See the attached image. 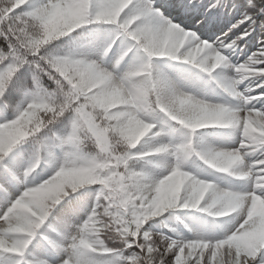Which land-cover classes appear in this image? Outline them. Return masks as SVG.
<instances>
[{
  "label": "clouds",
  "instance_id": "clouds-1",
  "mask_svg": "<svg viewBox=\"0 0 264 264\" xmlns=\"http://www.w3.org/2000/svg\"><path fill=\"white\" fill-rule=\"evenodd\" d=\"M3 2L5 0H0V3ZM50 2L52 0H32L36 5ZM82 3L84 11L79 16H56L47 22L26 19V41H43L31 60V71L37 75L40 72L49 73L54 84L51 103L59 110L65 103L68 91L63 86L62 77L50 69L45 61L46 57L52 55L70 57L69 62L62 64L61 71L78 83L83 81L88 84L89 93L96 99L84 102L87 116L78 120L72 143L61 145L57 142L54 151L58 155L55 159L48 155V149L38 148L34 151L32 171L43 166L52 174L29 190L25 202L33 207H54L55 202L69 193L90 187V178L99 177L106 183L95 181L97 191L102 190L103 194L94 223L86 234L92 242L90 254L98 264H130L126 259H116L109 255L107 250H118L123 257L128 251L126 245L129 242L137 243L136 236L140 235L143 224L148 220L153 223L145 245H150L152 251L150 254L145 252L131 264H163L164 257L171 251L168 247L170 241L165 234L174 236L177 242L189 237H203L209 241L206 250L185 248L186 255L201 251L204 255L215 254L217 264H260L259 258L264 253V216L259 211L255 214L251 212L250 198L237 199L238 194L247 192L252 185L236 177L245 172L255 176L258 171H264L257 167L259 163H264V151H260L259 147H248L264 141V113H261L264 104H260L257 99L264 96V93L256 91L264 85V80L256 83L264 75V68H258L247 61L235 71L230 64L220 68L219 74L231 79L235 89L241 93L238 97L224 94L215 84L205 88L203 81L210 78L202 76L201 90L196 91V96L209 107L207 110H198L194 116L191 112L181 115L184 119H192L200 127L212 129L196 134L195 147L199 150L211 148L221 155H214L204 161L193 157L186 165L187 174L191 176L195 173L200 184L194 185L189 179L177 191L176 178L172 177L174 153H157V149L164 142H181L187 133L183 127L164 121L156 111L155 97L159 94L166 98V91L156 89L147 97L139 92L147 86L155 68L171 74V68L175 67L170 60L157 59L161 53H177L180 57L187 56L199 61L209 56L210 46H207V41L192 42L188 34L174 27L160 34L152 30H141L145 21L134 11V0H113L108 14L101 19H97L99 13L88 7L89 0H82ZM77 29L81 30L80 36L90 39L83 43H60ZM131 33L139 36L133 44L137 52L132 57H127L125 52L127 59L119 65L109 62L98 47L85 46L92 44L99 35L108 37L119 34L124 42L130 39ZM24 51L30 54L31 48H25ZM80 58L108 74L109 78H97L95 72L86 70L85 64L77 62ZM208 63L211 65L215 61L209 58ZM259 63H264V59ZM37 64L39 69L34 67ZM213 71L216 72V69ZM137 108L145 122L155 119L168 134L157 137L152 127H149L142 136L139 135L141 129L134 124L130 125L127 118L121 115ZM52 119L42 108H29L26 116L9 122L7 128L0 126V139L15 137L17 144L32 140L37 145L41 142L51 145V137H36L32 130L37 122L43 121L47 126ZM89 121L95 133L90 130ZM73 131L69 123L63 135L73 134ZM133 148L144 156H151V160L127 161L129 168L148 172L150 179H127L128 169L124 166V158ZM236 156L239 160L234 159ZM161 181L165 183L157 192ZM197 200L208 209L207 212L179 210L185 203ZM154 202L160 203L161 207L157 209ZM24 216L21 210L9 224L0 223V232L4 233L0 236V245L11 247L30 239L29 225ZM70 235L78 239L80 233L73 228ZM71 243V239L64 242L65 251L62 255L65 259L71 255ZM24 247L27 249V245ZM160 249H164L163 255ZM29 251L35 254L34 249ZM57 264H62V261L58 260Z\"/></svg>",
  "mask_w": 264,
  "mask_h": 264
},
{
  "label": "snow or ice",
  "instance_id": "snow-or-ice-1",
  "mask_svg": "<svg viewBox=\"0 0 264 264\" xmlns=\"http://www.w3.org/2000/svg\"><path fill=\"white\" fill-rule=\"evenodd\" d=\"M112 3L113 0H89L88 7L99 13L97 19H101L108 14ZM83 11L82 0H52L44 5L33 4L32 0H5L0 3V126L7 128L9 122L26 116L29 108H42L53 117L47 126L40 121L32 130L36 137L45 139L51 137L53 140L51 145L43 142L37 145L32 140L17 144L15 137L8 140L0 139V223L9 224L11 219L18 216L19 211L22 210L29 225L28 236L30 237L11 247L0 245V259H3L4 264H57L58 260L62 261V264H98L90 254L92 242L87 239L86 234L90 225L94 223L103 194L102 190L97 191L98 186L95 183L96 180H100L99 177L90 178V187L69 193L55 202L54 207H33L25 202L29 190L52 174L43 166L35 172L32 171L34 151L38 148L48 149V155L55 159L58 155L54 151L57 142L61 145L72 143L78 120L87 116L84 111L86 107L84 102L96 99L89 93L88 84L83 81L78 83L61 71L62 64L69 62L71 58L52 55L46 57L45 61L50 69L62 77L63 86L68 91L65 103L59 110L55 104L51 103L54 95L51 89L54 84L49 78V73L40 72L37 75L31 71L33 67L31 60L36 56V50L43 41H26V19H41L47 22L56 16H79ZM134 11L145 21L141 30H152L160 34L167 33L174 27L177 31L188 34L192 42L207 41V46H210L209 56L199 61L191 60L187 56L180 57L177 53H161L157 59L170 60L175 67L171 68V74L155 68L147 86L141 88L139 92L144 97L156 89L167 92L166 98L156 95V111L170 125L183 127L187 135L176 144L162 143L157 153L169 151L174 153L175 164L172 177L176 178L177 191L189 179L194 185H199L200 180L196 178L195 173L191 176L187 174L188 162L193 157L204 161L221 153L211 148L197 149L196 134L212 129L200 127L192 119L182 118L181 114L191 112L194 116L198 110H207L209 107L203 99L196 96V91L201 90L202 76L210 78L208 81H203L205 88L209 84H215L224 94L238 97L241 93L235 89L231 79L219 74L220 68L230 64L235 71L242 67L245 61L255 64L258 68H264V63H259L261 59H264V40L257 41L258 36H264V0H134ZM80 31L77 29L60 43L63 44L65 41L83 43L90 39L80 36ZM129 36V40L122 42L119 34L108 37L99 35L92 44H85V46L98 47L109 62L119 65L122 60L134 56L137 52L133 44L139 36L136 33H131ZM241 45L245 46L247 51H243ZM25 48H31V53H26ZM241 51L243 55L240 60H236L235 56ZM125 52L127 57L124 55ZM209 58L215 63L209 65ZM77 62L85 64L86 70L95 72L97 78H109L108 74L88 64L84 58H80ZM34 67L39 69L38 64ZM213 69H216V72ZM260 80H264V75H261L256 83L259 84ZM256 91L264 93V85ZM257 99L260 104H264V96H259ZM261 113H264V109H261ZM121 115L127 118L130 125L134 124L141 129L139 133L141 136L149 127H152L157 137L168 134L161 123L155 119H148L145 122L138 108L135 111L123 112ZM69 123L72 124L74 131L73 134L65 136L63 133ZM89 126L95 133L90 121ZM173 131H175L174 128ZM248 147H259L260 151H264V141L257 145H248ZM139 159L151 160V156H144L133 148L124 158V166L128 169L127 179L133 181L150 179L148 172L129 168L127 161ZM234 159L239 160V157L236 156ZM257 167L264 169V163H259ZM236 178L247 180L252 185L247 192L238 194L237 199L250 198L251 212L255 214L259 211L264 216V171H258L255 176L245 172ZM100 183L104 184L106 181L100 180ZM164 183V181L160 182L157 192L161 190ZM154 203L157 209L161 207L160 203ZM179 210L194 213L208 211L198 200L185 203ZM152 223V220L145 222L139 236L133 233L137 243L129 242L126 245L128 251L123 254V257L118 250L109 249L107 253L116 259H126L130 264L140 259L145 252L150 254L151 246L145 245V241L149 238V228ZM73 228L80 233L78 239L70 235ZM3 235L4 233L0 232V236ZM165 237L170 241L168 247L171 251L164 257L163 264H217L215 254L204 255L201 251L185 254V248L206 250L209 241L205 238L189 237L177 242L176 238L170 234H165ZM68 239L72 240L70 245L72 251L71 255L65 259L62 253L65 251L64 242ZM24 245H27V249ZM31 249L35 250V254L30 253ZM160 253L163 255L164 249H160ZM259 261L260 264H264V253H261Z\"/></svg>",
  "mask_w": 264,
  "mask_h": 264
},
{
  "label": "trees",
  "instance_id": "trees-1",
  "mask_svg": "<svg viewBox=\"0 0 264 264\" xmlns=\"http://www.w3.org/2000/svg\"><path fill=\"white\" fill-rule=\"evenodd\" d=\"M259 40H264V36H258V37H257V41H259ZM241 49H242L243 51H247V49H246L245 46H243V45H241ZM253 50H255V49H253ZM243 51L239 52V53L235 56V59H236V60H240L241 56L243 55ZM0 264H4L3 259H0Z\"/></svg>",
  "mask_w": 264,
  "mask_h": 264
}]
</instances>
